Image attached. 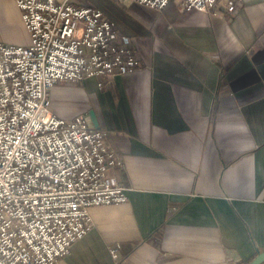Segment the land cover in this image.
Segmentation results:
<instances>
[{
    "label": "crops",
    "instance_id": "1",
    "mask_svg": "<svg viewBox=\"0 0 264 264\" xmlns=\"http://www.w3.org/2000/svg\"><path fill=\"white\" fill-rule=\"evenodd\" d=\"M228 1L215 16L181 0L161 12L90 0L138 45L141 68L55 88L51 106L95 113L128 200L91 209L94 229L58 264H251L264 252V0L234 14ZM0 42L30 45L16 0H0Z\"/></svg>",
    "mask_w": 264,
    "mask_h": 264
},
{
    "label": "built area",
    "instance_id": "2",
    "mask_svg": "<svg viewBox=\"0 0 264 264\" xmlns=\"http://www.w3.org/2000/svg\"><path fill=\"white\" fill-rule=\"evenodd\" d=\"M160 11L174 0H125ZM221 0H181L185 12L218 15ZM243 0H229L234 14ZM29 46L0 42V264H58L95 227L94 207L120 205L124 166L108 131L84 115L57 116L55 88L141 68L133 39L104 12L69 1L16 0ZM99 88L103 86L100 83ZM120 246L112 247L116 259Z\"/></svg>",
    "mask_w": 264,
    "mask_h": 264
},
{
    "label": "water",
    "instance_id": "3",
    "mask_svg": "<svg viewBox=\"0 0 264 264\" xmlns=\"http://www.w3.org/2000/svg\"><path fill=\"white\" fill-rule=\"evenodd\" d=\"M90 118L92 119V124L95 127H98V122H97V119H95V113L94 112H91ZM251 264H264V252L258 254Z\"/></svg>",
    "mask_w": 264,
    "mask_h": 264
},
{
    "label": "rangeland",
    "instance_id": "4",
    "mask_svg": "<svg viewBox=\"0 0 264 264\" xmlns=\"http://www.w3.org/2000/svg\"><path fill=\"white\" fill-rule=\"evenodd\" d=\"M71 3H75L77 5H81V6H94L93 4H91L90 0H72Z\"/></svg>",
    "mask_w": 264,
    "mask_h": 264
}]
</instances>
